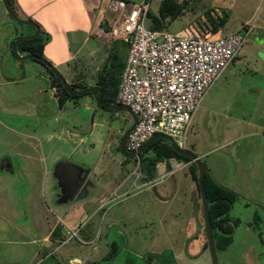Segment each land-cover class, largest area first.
Instances as JSON below:
<instances>
[{"label":"rangeland","instance_id":"obj_1","mask_svg":"<svg viewBox=\"0 0 264 264\" xmlns=\"http://www.w3.org/2000/svg\"><path fill=\"white\" fill-rule=\"evenodd\" d=\"M160 1L150 0L152 14L158 13ZM176 2L179 12L175 17L163 18L162 29L175 32L192 24L202 32L212 28V19L218 22L225 15V22L217 29L220 33L239 29L246 35L237 55L199 100L180 140L201 154L215 179L238 193L229 215L232 219L239 218V222L232 242L224 249H217L219 264H264V0ZM11 19L22 32H33L34 26ZM151 23L149 15L147 24ZM108 27L106 21L104 28ZM98 35L89 41L91 53L85 48L69 63L55 65L68 81L93 84L104 66L111 68L114 61L111 52L116 54V63L125 62L127 44L119 38L105 36L102 31ZM0 53L7 56L0 59L2 72L21 71H9L8 57L14 61L10 42L0 47ZM49 54L60 58L68 53H43L47 59ZM24 59L49 74L36 58ZM2 89L0 85V92ZM3 90L10 100L23 95L21 87ZM30 102L28 98L14 102L3 100V107L25 108ZM50 111L49 117H42L41 121H22L23 117H15L14 113L8 117L0 113V148L13 136L4 123L35 133L45 155L41 161L45 173L37 170V179L43 188L49 187L52 191L40 218L32 213L31 203L19 196L17 207L21 210L15 223L3 220L0 228L2 234L15 232L25 239H36L40 247L28 264H212L210 251L204 247L207 236L202 203L191 176L190 161L172 157L171 165L165 167L162 160L153 176H142L145 173L142 156L137 162L134 156L127 159L118 153L120 137L131 123V114L125 110H102L96 105L94 92L78 94L74 102L68 101L62 106L56 102L53 107L51 99ZM44 130L53 133L50 139L42 134ZM81 136L85 138L80 139ZM151 153L148 149L142 154L149 157ZM56 154L58 160L66 159L86 169L101 160L100 172L92 173L95 184L89 194L84 191L74 198H62V188L55 175L58 160L49 158ZM20 161L14 157L15 164ZM108 165L115 168L112 181H107ZM134 168V175L117 187L126 172ZM16 171L14 175L0 173V180L12 176L11 180L22 189L21 179L29 176L27 171ZM163 172L167 174L161 178ZM135 174V183L130 184ZM157 178L161 179L144 183ZM53 223L63 233L49 243L45 235ZM72 228H77L75 235L69 230Z\"/></svg>","mask_w":264,"mask_h":264},{"label":"crops","instance_id":"obj_2","mask_svg":"<svg viewBox=\"0 0 264 264\" xmlns=\"http://www.w3.org/2000/svg\"><path fill=\"white\" fill-rule=\"evenodd\" d=\"M13 2L14 9L20 16L34 19L39 24L40 30L49 35L44 43L43 53H68L60 58H55L51 54L47 55L54 65L69 63L75 54L82 53L85 48H89V53H91L93 48L89 44L90 39L99 37V31L104 27L106 21L109 22L112 15L109 10L105 9V0H13ZM11 18L13 17L0 0V47L21 33H28L22 32L18 26L11 23ZM5 55L0 53V59L6 58ZM13 58L14 61H11L10 57L7 59V63L10 65L9 71H15V69L21 71H18L17 74H15L16 72H2L4 67L1 64L0 78L2 79L0 85L6 90L21 87L23 95L10 100L8 99L10 96L6 95L2 89L0 92V113H5L7 117L12 116L9 113H14L16 114L15 117L22 116V121L35 119L41 121L42 117H49L51 99L53 107H55L56 102L58 103L55 86L51 85L49 74L45 73V69L37 64L26 63L24 58L19 59L15 55ZM67 67L69 69V66ZM22 98L31 99L32 102L27 103L28 107L20 108L18 106L17 109L3 107V100L14 102L15 100L21 101ZM86 98L88 99L89 96ZM68 101L74 102V99H67L64 104ZM39 105L42 106L38 108ZM2 125L11 131L13 136L0 148V173L7 172L14 175L16 170H24L27 171L30 178L21 179L22 189L15 181L11 180L14 179L12 176H9L11 179L3 178L0 180V228L3 220L15 223L14 219H17L18 211L21 210L17 207L19 196L24 201L31 203L32 213L35 212V216L40 218L44 212L45 203H47V196L52 194L51 189L49 187L43 188L42 183L37 179V170L41 171L40 174L45 173V170L42 171L41 164V161L45 160V155L39 147L36 134L8 122ZM42 134L46 139H50L53 133L44 130ZM84 138L85 136L80 137V139ZM14 157L21 159L18 162L19 165L18 163L15 164ZM58 157L57 154L49 156L51 161H55ZM99 160L95 162L92 168L89 167L90 178L93 172H100L101 160ZM107 169L110 173L107 181H112L114 176L112 173L115 168L108 165ZM48 208L51 207L48 205ZM54 227L55 223L45 235V241L49 243L58 240L63 233L61 229L53 230ZM76 229L69 230L72 233V231L77 232ZM20 231L23 233L22 228ZM35 240L33 237L25 239L15 232L2 234L0 231V264H28L40 247V245L37 247Z\"/></svg>","mask_w":264,"mask_h":264},{"label":"built area","instance_id":"obj_3","mask_svg":"<svg viewBox=\"0 0 264 264\" xmlns=\"http://www.w3.org/2000/svg\"><path fill=\"white\" fill-rule=\"evenodd\" d=\"M105 9L112 15L109 27L101 31L127 44L116 96V101L126 103L137 115L127 135V149L136 150L155 132L183 144L180 139L199 100L233 60L245 35L239 29L199 32L192 24L175 32L151 27L147 24L150 0H105ZM136 158L139 162L138 152Z\"/></svg>","mask_w":264,"mask_h":264},{"label":"trees","instance_id":"obj_4","mask_svg":"<svg viewBox=\"0 0 264 264\" xmlns=\"http://www.w3.org/2000/svg\"><path fill=\"white\" fill-rule=\"evenodd\" d=\"M10 3L14 8L13 0H10ZM178 12H179V6L176 0H161L158 6V13L156 15L152 14L151 12L149 13V15L152 17V23L150 24V26L154 28L164 27L165 24L162 22V19L168 16L175 17ZM225 19H226L225 15H223L218 22H215V20L212 19L214 22L212 26V30L213 31L217 30L219 28V25L225 22ZM14 38L11 39L10 46ZM48 38L49 35L45 31L40 30L38 35L20 41L17 45V48L20 52L29 51L43 55L44 43ZM111 53H114L113 54L114 61L111 62V68L104 66L103 72L99 74V76L93 83V84H99L103 87L102 103L105 106H110L113 102L116 101L118 86L121 79V72L124 66V62L116 63L115 61L116 54L115 52H111ZM41 63L48 69L51 85L56 86V89L58 91V104L62 106L65 100L75 99V97L78 94L68 93L64 88L63 84L61 83V81L59 80V78L50 70L49 67H47L46 64H44L43 62ZM113 66L114 67L117 66V67L112 68ZM71 84L76 87L78 85L79 88L87 85V84H78L75 82H71ZM148 149L152 151V156L144 158L145 171L148 176H153V174L156 172V163L159 160L165 158L167 159L172 156L177 159L190 160L191 176L194 178L199 192L198 183H197L198 167L195 161L191 160L186 155L178 153L172 147L169 140L163 137H159L153 140L145 148V151H147ZM167 166L168 167L170 166L169 162L167 163ZM203 181L205 185L207 199L209 202V211H210L211 225L213 228V234L215 238V245L217 249H224L232 242V237H233L232 234L234 232V228L239 222V218L232 219L229 215V211L238 193L234 189L220 183L217 179L214 178V176H212V174L208 172V170L204 174ZM56 231H57V227H56ZM114 246L115 243H113L111 250L114 249Z\"/></svg>","mask_w":264,"mask_h":264},{"label":"water","instance_id":"obj_5","mask_svg":"<svg viewBox=\"0 0 264 264\" xmlns=\"http://www.w3.org/2000/svg\"><path fill=\"white\" fill-rule=\"evenodd\" d=\"M6 10L8 13L17 21L30 24L34 26L35 30L32 33L29 34H20L11 43V49L15 55L16 58H27V57H34L37 60L43 62L44 64L47 65V67L50 68V70L59 78L61 83L63 84L64 88L66 91L70 94H83L85 92H92V91H97L96 94V105L100 107L102 110L105 111H112L114 109L117 110H125L128 111L131 116H132V121L129 124V126L122 132V135L120 137V152L124 156H129L132 154H136L137 152H141L145 147H147L153 140L163 137L169 140L171 143L172 147L178 152L183 155L188 156L191 160L195 161L198 167V178H197V183H198V188H199V193H200V199L202 203V211H203V216H204V224H205V230H206V236H207V241L204 245V247H207L210 251L211 255V261L212 264H219L218 262V255H217V248L215 245V238L213 234V228L211 225V218H210V211H209V202L207 199L206 195V190H205V185L203 181V177L205 172L207 171V166L206 164L202 161L200 155H198L196 152H194L192 149L186 147L185 145L179 143L176 141V139L170 135H167L162 132H155L153 135H151L149 138H147L136 150H128L126 147V139L129 131L133 128L135 122L137 121V115L135 112L130 108L129 105H127L124 102H119L115 101L113 102L110 106H105L102 103V91L103 87L99 84H90V85H85L81 88H76L74 87L64 76L63 74L59 71V69L49 60L47 59L44 55L42 54H37L34 52H22L17 48V45L20 41L34 37L39 34L40 32V26L39 24L32 18L28 17H22L20 16L15 9L13 8L12 4L10 3V0H2ZM84 170L85 173L84 175L78 179V174ZM78 171V173H76ZM72 172H75L76 174H73ZM89 172V168H83L80 165H77L75 163L69 162V161H59L56 163L55 166V175L58 177V182L61 186H63V194L62 198H74L82 185V183L85 180L86 175Z\"/></svg>","mask_w":264,"mask_h":264},{"label":"flooded vegetation","instance_id":"obj_6","mask_svg":"<svg viewBox=\"0 0 264 264\" xmlns=\"http://www.w3.org/2000/svg\"><path fill=\"white\" fill-rule=\"evenodd\" d=\"M15 39V38H14ZM245 39H246V35H245ZM237 55V54H236ZM235 55V56H236ZM70 83L71 82H74V81H69ZM74 87H76V86H74ZM77 88V87H76ZM79 88V87H78ZM81 88V87H80ZM57 91V89H56V86H55V92ZM94 93L95 94H97V91L95 90L94 91ZM102 93H103V91H102ZM56 95V97H57V101H58V94H55ZM66 101V100H65ZM122 135V134H121ZM119 143H120V141H119ZM146 148V147H145ZM145 148L141 151V152H139V158H141V156L143 157V158H145V157H147V156H144V154H142L143 152H145ZM129 150V149H128ZM130 151V150H129ZM118 153L119 154H122L121 152H120V147H119V145H118ZM122 156L123 157H125V158H127L128 159V157H129V159H130V156H134V159L135 160H137V158H136V154H132V155H129V156H124L123 154H122ZM150 156H152V153H151V155ZM173 157V156H172ZM172 157H169V158H165V159H162V160H164V166L166 167L167 166V163L169 162L170 163V165H171V158ZM58 159H60L59 157H58ZM58 159H56V160H58ZM126 160V159H125ZM162 160H159V161H157V163H156V171L158 170V167H157V165H158V162H160V161H162ZM59 161H69V160H66V159H61V160H58L57 162H59ZM186 161H190V160H186ZM56 162V163H57ZM69 162H71V161H69ZM72 163H74V162H72ZM126 163V162H125ZM76 164V163H75ZM121 164H122V161H121ZM168 167V166H167ZM83 168H85V167H83ZM89 168V167H88ZM170 168H172V167H170ZM169 168V169H170ZM140 169V168H139ZM142 170V169H141ZM144 174H142V176H145V177H147V174H146V171H145V167H144ZM136 172V169L134 168V169H132V171H130V172H126V174L124 175V177H122L121 178V180L119 181V185H118V187L124 182V181H126V180H128V178L133 174L134 175V173ZM73 174H76V173H78V171H76V173L75 172H72ZM84 173H85V171L84 170H82L79 174H78V179H80L83 175H84ZM58 178V177H57ZM136 174H135V176H134V180H132L130 183H132V184H134L135 183V180H136ZM94 179H91L90 177H89V174H87L86 175V177H85V180H84V182L82 183V185L80 186V188H79V190H78V192H77V194L76 195H80V194H82L84 191H85V193L86 194H89V192H90V187L92 188L93 187V185L95 184L94 183ZM145 181H147V180H145ZM61 186V185H60ZM61 188L63 189V186H61ZM62 194H63V191H62ZM62 196V195H61ZM56 227H58V224L57 225H55V227L53 228V230L54 229H56ZM77 233V232H76Z\"/></svg>","mask_w":264,"mask_h":264}]
</instances>
